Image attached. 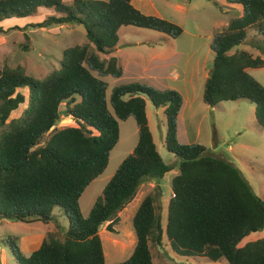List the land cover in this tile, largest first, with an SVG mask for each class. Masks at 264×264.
Masks as SVG:
<instances>
[{
	"label": "trees",
	"instance_id": "trees-1",
	"mask_svg": "<svg viewBox=\"0 0 264 264\" xmlns=\"http://www.w3.org/2000/svg\"><path fill=\"white\" fill-rule=\"evenodd\" d=\"M226 1L240 4L242 10L210 43L213 73L204 79L202 99L214 106L245 98L264 127V85L247 71L263 66L264 59L246 49L230 52L245 42L264 49V0ZM40 9L50 12L30 25L81 24L88 41L64 48L58 67L43 77L28 74L22 66L4 65L0 70V219L40 220L55 228L27 256L9 236L16 264H106L100 225L109 221L112 228L114 215L144 177L158 179L174 167L156 149L145 97L163 109L165 147L177 158L179 171L171 178L165 222L156 210L157 194L148 192L131 218L136 238L132 252L115 264H154L150 244H162L164 235L179 255L223 259L225 264H264V235L239 245L245 236L264 229V192L257 195L232 161L207 153L201 143L178 140L181 93L137 81L106 92L103 77L123 72L118 58L109 55L119 42L121 27L156 30L166 39L178 36L181 26L143 13L131 0H0V20L33 16ZM22 46H31L27 33ZM25 99L22 113L9 118ZM62 102L63 113L76 125H57ZM130 115L137 124V141L84 216L80 194L105 169L118 141L119 120Z\"/></svg>",
	"mask_w": 264,
	"mask_h": 264
},
{
	"label": "rangeland",
	"instance_id": "rangeland-1",
	"mask_svg": "<svg viewBox=\"0 0 264 264\" xmlns=\"http://www.w3.org/2000/svg\"><path fill=\"white\" fill-rule=\"evenodd\" d=\"M143 2L146 6H144L145 10H148L150 14L178 24L182 32L174 39L171 37L165 39V35L156 30L131 25L121 27L118 31L119 42L113 54L118 58L124 73L122 72L123 75L119 77L111 75L103 77L107 82V94L114 85L132 81L152 86L159 84V87H155L165 88L164 82L170 85L171 80L165 77L168 70L176 69L179 73H184L190 80L173 83L184 94L190 93L192 89L184 120L180 119L178 140L181 143H190L195 140L205 145L207 153L232 161L247 178L254 192L261 195L264 190V127L259 126L255 119L253 103L245 98L222 100L209 108L210 105L202 99L203 82L201 80L208 76L213 66L214 51L210 43L229 19L241 12V5L227 4L225 0H143ZM46 12L47 10L40 9L39 13L33 16H12L0 20V27L3 29L0 32V70L4 65L22 66L28 74L43 77L50 69L58 67L64 48L88 41L85 28L81 24L48 27L30 25L40 21ZM24 33H27L30 38L31 46L28 49L22 46ZM252 33L253 31L249 30V39ZM151 36L154 37L152 40H158L152 41ZM166 41H174L181 53L178 60L165 65L163 68L166 70L165 73L160 74L162 65L167 62L162 58V52L168 47ZM159 44H165L164 49L156 58L150 59L151 47H158ZM236 48L246 49L254 56L260 55L264 58V49L260 51L247 42L232 48L230 52ZM109 55L100 54L101 57ZM248 72L264 85V65L250 67ZM20 90L24 94L27 92L24 88ZM25 100L11 111L9 118L17 117L22 113L27 105V99ZM145 101L148 124L156 149L164 161L174 164V167L158 179L144 177L133 197L114 215L111 222L112 228H108L109 221L100 225L98 234L106 264H115L131 254L136 241L131 218L139 202L148 192L157 194L156 210L161 214L162 222H165L167 201L172 192L171 178L179 171L177 158L165 147V114L161 109L156 110L157 108L148 97H145ZM63 107L62 102L57 125H76L73 118L63 113ZM183 131L186 133L188 142L185 141ZM136 141L135 118L130 115L119 120L118 141L110 150L105 169L80 194L78 201L82 215L88 214L96 198L102 194L106 182L123 158L132 151ZM157 185H159V192L156 189ZM48 230H55L51 222L46 224L40 220L24 222L1 218L0 264H16L11 250L14 246H9V236L15 237L17 247L23 255L27 256L36 245H39ZM263 235L264 229L252 232L242 238L239 245ZM150 250L154 264L226 263L223 259L213 261L206 256L195 258L176 254L170 249L165 235L162 244H150Z\"/></svg>",
	"mask_w": 264,
	"mask_h": 264
},
{
	"label": "crops",
	"instance_id": "crops-1",
	"mask_svg": "<svg viewBox=\"0 0 264 264\" xmlns=\"http://www.w3.org/2000/svg\"><path fill=\"white\" fill-rule=\"evenodd\" d=\"M131 2H132V4L136 7V8H138L140 11H142L143 13H146V14H150L149 12H148V10H145V8H144V6H145V3L143 2V0L142 1H139V0H131ZM225 2L227 3V4H230L229 2H227L226 0H225ZM237 6H239V5H237ZM146 7V6H145ZM239 11H240V9H239ZM48 12H50V11H48L47 10V12L46 13H48ZM228 23V22H227ZM160 34H162V33H160ZM163 35V34H162ZM174 39V38H173ZM166 43V45H168V47L162 52V58L163 59H165V61H167L165 64H163L162 65V67H161V69H160V74H164L165 73V69H163L164 67H165V65H169V64H171L172 62H174V61H176V60H178L177 58H178V56H179V54L181 53L178 49H177V47H176V45H175V43H174V41H166L165 42ZM165 44H159L158 45V47H151V54H152V56L150 57V59H152L153 60V58H156V56H158L159 54H160V52L164 49V46ZM161 46H163V47H161ZM174 46V47H173ZM159 47H160V50H159ZM110 54H113V52L112 53H110ZM114 55V54H113ZM264 59V58H263ZM250 69V67H248L247 68V71ZM123 73H124V70H123ZM187 74V73H186ZM123 75V74H122ZM163 76V75H162ZM164 77V76H163ZM165 77H167V78H170L171 80H170V85H168L167 83H166V81L164 82V85H165V88H174V89H176V90H178L180 93H181V95H182V103H181V106H180V109H179V111H178V114H177V136H179V129H180V119L183 121L184 120V114L187 112V109H188V106H189V102H190V100H191V96H190V94H192V89H191V91H190V93H186V94H184L183 92H181L180 91V89L179 88H177L176 87V85L175 84H173L174 82H178V81H186L187 82V80H190V79H188L187 78V75H184V73H179L176 69H174V70H172V71H170V70H168L167 71V74L165 75ZM205 77V76H204ZM204 79L205 78H203L202 80H201V82H204ZM155 86H157V87H159V84H154ZM165 88H160V89H165ZM213 106H210L209 108H212ZM158 109H161L162 111H163V109L162 108H157L156 110H158ZM183 133L185 134V141L186 142H188L187 141V136H186V133H185V131H183ZM194 142H195V140H193ZM199 143V142H198ZM251 170H252V168H250ZM253 171V170H252ZM263 192H264V190H262V194L261 195H259V196H262L263 195ZM38 245H36L35 246V248L37 247ZM34 248V249H35ZM33 250V249H32ZM31 250V251H32Z\"/></svg>",
	"mask_w": 264,
	"mask_h": 264
},
{
	"label": "water",
	"instance_id": "water-1",
	"mask_svg": "<svg viewBox=\"0 0 264 264\" xmlns=\"http://www.w3.org/2000/svg\"><path fill=\"white\" fill-rule=\"evenodd\" d=\"M212 73H213V66H212V68L209 70V72H208V76H211L212 75ZM154 178V177H153ZM155 179V178H154ZM158 187H159V185H157Z\"/></svg>",
	"mask_w": 264,
	"mask_h": 264
}]
</instances>
